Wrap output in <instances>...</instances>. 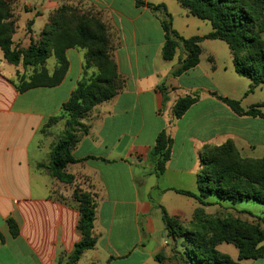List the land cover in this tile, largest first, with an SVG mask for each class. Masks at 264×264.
Wrapping results in <instances>:
<instances>
[{"label":"crops","instance_id":"crops-1","mask_svg":"<svg viewBox=\"0 0 264 264\" xmlns=\"http://www.w3.org/2000/svg\"><path fill=\"white\" fill-rule=\"evenodd\" d=\"M143 1L165 5L173 28L185 39L212 32L209 22L192 16L179 0ZM9 2L17 26L14 47L20 49L39 41L63 6L99 17L110 34L112 58L124 87L81 120L87 132L78 133L72 150L78 162L66 168L74 180L65 184L37 166L50 164L52 147L65 131L68 117L52 127L47 124L61 115L82 79L84 52L67 51L70 67L60 85L20 92L18 75L25 70L9 64L0 51V264H68L81 239L76 189L92 198L97 242L77 264H177L167 244L162 208L170 218L193 226L199 208L213 216L210 208L220 204L208 199L212 205L203 206L174 190L198 196L207 154L227 143L241 157L264 158V119L237 115L213 93L237 100L248 110L260 104L255 95L264 85L249 92L251 80L236 72L229 47L221 40L202 41L199 65L175 76L187 53L179 48L173 60L163 58L160 15L135 0ZM223 43L230 54L224 55ZM47 68L52 74L55 62L49 68L47 61ZM193 94L200 95L199 101L173 119L176 101ZM164 130L173 139L172 154L165 173L157 176L149 156ZM9 219L19 227L17 237L11 234ZM217 250L239 260L233 245L223 243ZM157 254L164 256L163 262L155 259Z\"/></svg>","mask_w":264,"mask_h":264},{"label":"trees","instance_id":"trees-1","mask_svg":"<svg viewBox=\"0 0 264 264\" xmlns=\"http://www.w3.org/2000/svg\"><path fill=\"white\" fill-rule=\"evenodd\" d=\"M179 1L192 16L211 24L212 32L209 35L185 39L173 28L172 15L165 5H153L143 0H135L137 6H146L160 15L165 33L163 58L166 61L173 60L179 48H183L187 53L186 58L175 69L173 73L175 76H180L199 65L202 41L221 40L229 47L236 72L251 80L249 92L264 85V0ZM16 30V20L9 0H0V51L9 64L22 65L25 70V73L18 75L20 92L60 85L69 71L70 63L67 57L69 49H87L85 69L90 68L92 64L99 68L100 74L95 82L91 84L87 81L79 82L70 100L63 104L61 115L51 118L47 124V128L52 127L66 115L68 116L65 131L52 147L50 164H38L37 167L46 169L51 177L62 183L71 184L74 178L66 173V168L78 162L72 154L79 140L77 133L87 132L80 120L99 104L114 98L124 87L117 65L112 58L113 45L110 34L101 20L68 6L61 7L51 17L49 24L41 33L40 40L32 41L27 49L14 47L13 36ZM28 32H31L30 28ZM51 57L56 61L52 74L47 68V61ZM103 86L109 87V93L103 90ZM213 95L239 116L264 119L262 112L264 103L244 110L237 100L216 93ZM199 99V94L179 98L173 107V119H180ZM172 146L171 135L166 130L162 131L157 136L149 156L150 161L156 166L157 176L165 173L167 163L171 159ZM233 154L240 157L231 143L215 148L207 154L204 169L199 176L198 196L188 191H174L196 198L203 206L212 205L207 202L211 196L233 204L252 201L264 205V171L253 170V165L248 166V163L245 168H240L231 160ZM254 166L263 167L264 159L256 160ZM221 185L225 186L224 190L221 189ZM74 200L80 213L78 230L81 239L75 244L68 264H77L83 253L95 248L97 243L93 237L95 206L91 196L76 189ZM162 213L168 236L177 238L178 220L170 218L164 208ZM195 220L196 223L192 227L203 231L190 235L182 234L185 242L192 244L190 249L186 248L187 250L184 251L191 262L193 260L189 258V252L195 255V251L199 253L198 264H243V261L264 257V229L261 228V225L264 226V212L258 217L260 224L250 225L249 232L239 230L236 226L221 224L219 220H217V228H213L214 217L205 216L202 208L195 212ZM7 222L12 236L17 237L19 235L17 223L13 219ZM223 243L232 244L238 249V261H233L228 255L221 254L217 250V246ZM155 259L161 263L164 256L157 254ZM177 259L174 257V260Z\"/></svg>","mask_w":264,"mask_h":264},{"label":"rangeland","instance_id":"rangeland-1","mask_svg":"<svg viewBox=\"0 0 264 264\" xmlns=\"http://www.w3.org/2000/svg\"><path fill=\"white\" fill-rule=\"evenodd\" d=\"M68 7L75 8V9H77L78 12H82V10H80L78 7H75V6H68ZM84 14L87 15V13H84ZM89 16L100 20L99 17H96L95 15L90 14ZM223 46H224V50H225L224 55L230 54V52L227 51L228 50L227 46L224 43H223ZM73 49L81 50L84 52L83 76L79 82L87 81L88 84L95 82V79L99 76L100 71H99L98 66H96L95 64H92L90 68L85 69V67L87 66V62H86L87 49H84V48H73ZM54 62H55V66H56V61H55L54 57L49 59L48 60V67L52 68V66L54 65ZM91 71H93L92 74H91ZM79 82H78V84H79ZM78 84H77V87H78ZM77 87L75 88V90L77 89ZM102 88L106 93H109V91H110L109 87L103 86ZM255 96H256V98H255L256 102H258L260 104L264 103V86L256 92ZM250 98H252V97H250ZM112 99H110V100H112ZM67 117L68 116L66 115L63 119H65ZM81 120H80V122H81ZM78 133H84V132L79 131ZM78 133H77V136H79ZM58 137L59 136L55 137V139H57ZM233 156L234 157H231V160L235 161L234 163H236L240 168H245L247 165L246 163H248V166L253 165V167H252L253 170H259V172L264 171V166L263 167L254 166V162H256V160H250L248 158L241 157V156L239 157V156H236L234 154H233ZM257 161H259V160H257ZM210 187L212 188L213 185H211ZM221 189L224 190L225 186L221 185ZM209 200H211L213 202H219V204H220V206L219 205L216 206V204H213V206L215 205L214 208H210L211 211H213V213H214L213 217H214L215 223L212 226L215 229L218 226L217 220H219L221 224H228V225H231L234 227L236 226L237 228H239V230H243L245 232L250 231V228H249L250 225L260 224V222L258 221V217L262 216V214L264 212V205H262V204L255 203V202L254 203H252V202H238L237 204H233L232 202H229V201H222L218 197H215V196L209 197ZM76 206L78 208L77 203H76ZM261 228L264 229V226L261 225ZM176 229H177V232L179 233V234H177V238L170 237L167 234V244H168L169 248L172 250L171 254L173 256V260H174V257L178 258L177 264H198V260H199V258L197 257L199 255L198 251H195V255H193V253L189 252V258L192 259L193 262H191L188 259L187 255H185L184 251L187 250L186 248L190 249V246H192V244L189 245L187 242H185V239L182 237V234L184 233V234L190 235L193 233H197V231L202 232L203 230H200V228H199V230L194 229L189 223H183L179 219H178ZM190 239H192V238H190ZM230 245H232V244H230ZM173 260H171V261H173ZM256 260H257L256 264H264V259L258 258ZM233 261H235V260H233Z\"/></svg>","mask_w":264,"mask_h":264}]
</instances>
